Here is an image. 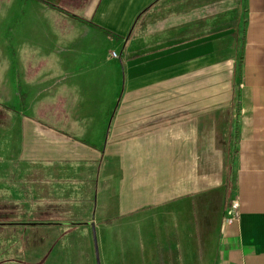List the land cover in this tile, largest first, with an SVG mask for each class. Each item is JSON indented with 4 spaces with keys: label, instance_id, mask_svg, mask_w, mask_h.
<instances>
[{
    "label": "crops",
    "instance_id": "obj_1",
    "mask_svg": "<svg viewBox=\"0 0 264 264\" xmlns=\"http://www.w3.org/2000/svg\"><path fill=\"white\" fill-rule=\"evenodd\" d=\"M68 2L81 12L70 18L76 35L47 48L32 40L49 53L39 62L16 48L15 76L29 79L15 113L20 149L0 157V175L48 167L70 187L72 163L96 164L82 191L114 195L104 222L139 219L146 233L104 264H264V0ZM75 69L86 91L57 92L55 74ZM120 74V98L97 94ZM233 201L241 217L227 226Z\"/></svg>",
    "mask_w": 264,
    "mask_h": 264
},
{
    "label": "rangeland",
    "instance_id": "obj_2",
    "mask_svg": "<svg viewBox=\"0 0 264 264\" xmlns=\"http://www.w3.org/2000/svg\"><path fill=\"white\" fill-rule=\"evenodd\" d=\"M19 1L20 3L18 6L13 4L15 7H10L8 10L2 9L0 5V22L4 23L3 28L0 30V35H2L3 41L7 40V43H1L0 50H5V55L11 57L13 61L14 50L17 47H20L21 50L22 46H26L28 44L29 39L34 42L36 41L37 43H42L43 47L46 48L49 47L50 44L54 45L56 43V38L53 37L55 34L50 23V16L47 14L46 10L36 6L32 0ZM220 1H222L221 5L223 9L230 7L227 2H224L228 0ZM229 1L232 3V1L236 0ZM76 10L78 11L79 8H68V11L71 13H76ZM1 17H3L2 21ZM226 17H228V15H226ZM234 49L236 48L231 47V49L227 52L228 55L231 54V56H233L235 54ZM115 51L120 53V49H116ZM44 53L49 54L46 50H44ZM113 53L115 52H112L111 56ZM71 55L78 57V54L75 55L69 51L55 53L54 57L65 61L69 60V56ZM26 56L31 57L30 54ZM101 56H104V59L107 60L106 51L103 54L101 52ZM31 59L38 62L40 56L38 55ZM71 60L73 63L76 59ZM236 63L239 64V60H237ZM75 71L76 75L74 78H72L71 75L57 72L55 75L58 77L61 76L59 78L61 85L58 88L65 93L69 92L74 95H81V92L84 93L89 85L82 84L81 78L83 76L80 72L81 69H75ZM120 75L118 83H116L115 79H112L109 85L102 88L97 92V94H105L108 92L110 96L114 97V101L120 98L123 91V76L122 74ZM64 77L66 79H64ZM27 79H29V77L26 78V76L22 80L21 77L17 79L15 76L14 65L11 69H7V73L3 71V68H0V111H4L7 114L3 117L2 123L4 126L0 128V137L3 141V145L9 144L11 150H13L12 153L11 151L9 152V155H15L17 147L19 148L20 146V142L17 141L16 144V139L13 138L15 134L14 132H11V136L10 133L7 132L9 129L7 126V124L9 125L8 121L10 119L13 121L15 116L14 110L7 111L2 108L5 102L2 98L4 94L2 89L3 86H8L10 91L9 98L11 99L8 101V104L10 107L14 108L17 104V100L15 101V99H18L20 85L25 89L27 87ZM12 84H14V86ZM94 86L95 85H93V87ZM53 112L54 111L52 110V114ZM6 132L8 133L7 136ZM72 165L74 168H71V170L75 172V177L70 180L71 188L68 187L69 191H59L56 193L57 196L66 195L67 197L64 200L71 206L69 215L66 216V219L64 217V219L66 221L69 220L71 223H86L90 222L91 218L94 216L96 221L93 220L91 222L96 227L99 251L101 255H106V253H112L114 255L119 251H124L122 247L128 249V247H132L137 243L144 245L143 243L146 233L145 229L138 226L139 219L115 220L112 224L108 221L104 222L106 216L110 213H115L116 209V201L114 195L111 194V191H106L108 189L103 186L98 188V191H84L85 188L89 187L87 182L92 183L93 181L95 183L96 173H99L97 165L93 164L87 168L79 167L80 164L78 163H72ZM105 173L106 170L105 172L100 173L102 176V178L100 177L101 183L105 178ZM17 176L22 175L21 173H17ZM34 177L39 180L41 179L40 175H37L36 173ZM86 177L89 179H86ZM16 181L17 180L12 178L8 179L7 186H19ZM25 181L26 180H19L20 186L25 188L30 187L28 185L30 183L27 182V184ZM82 188H84L83 191ZM19 193L23 194L24 202L26 204L30 203L28 204L29 211H31L33 199H35L36 196L39 200H41L39 203L41 207L44 209L47 207L46 191H19ZM43 198L45 200H43ZM110 200L113 201V204ZM55 205L58 210V205H62V201L57 200ZM24 210L26 211V209ZM15 211L18 212V210H15L14 208L12 215H15ZM46 211L47 210L45 209L43 213H47ZM35 216H43V218L47 219L49 215H39L36 213ZM101 218H103V221L100 220ZM15 220L30 223L37 219L29 213L28 215L25 214L24 216L17 217ZM19 227L16 226V228L11 230H0V264H42V262L46 261V257L48 256H50V259L46 264H97L91 226L70 224L64 227H43L38 228V230L29 228L31 227L30 225H23ZM104 255L103 258H101V264H104V261H102L105 260ZM107 262L109 264L111 263L110 260L106 261V264ZM112 263L116 264L117 261H112Z\"/></svg>",
    "mask_w": 264,
    "mask_h": 264
},
{
    "label": "flooded vegetation",
    "instance_id": "obj_3",
    "mask_svg": "<svg viewBox=\"0 0 264 264\" xmlns=\"http://www.w3.org/2000/svg\"><path fill=\"white\" fill-rule=\"evenodd\" d=\"M69 0H32V2L36 5L39 6L40 8H43L46 10L47 14H49L50 16V23L52 25V29L55 35H76V28L72 29V21L70 18L74 17L76 19L81 20V12H80V8L76 13H71L68 11V6H69ZM80 1V0H78ZM20 3L19 0H0V5L2 7V9L8 10L10 7H15L18 6ZM15 4V5H13ZM77 9V8H75ZM46 14V15H47ZM1 16V13H0ZM3 20V17H1V21ZM78 24V23H76ZM4 23L0 22V30L3 28ZM0 42L4 43L5 40L3 41V38L0 35ZM39 47L42 46V43H37ZM1 46V45H0ZM28 51H26V55H29L31 57H27L26 59H28L30 62H35L33 59V57L36 56H40V59L38 60V62L42 59H47L48 57H46L45 55H48L44 52H39V49L37 48V45L35 44L33 48H31V40H28V44L26 46H24ZM43 47V46H42ZM1 48V47H0ZM5 50L1 49L0 50V67L2 62L6 61V64L8 66V69H11L12 66L16 63H18L20 61V52L19 50L15 49L14 50V61L11 59V57L6 56L4 53ZM44 51V50H43ZM57 51V50H55ZM61 52V51H57ZM117 57H113V55L111 56V59H117L118 58V54H116ZM49 56V55H48ZM54 57V55H53ZM51 59V58H50ZM54 59V58H52ZM60 59V58H59ZM17 78H20V75L17 73ZM64 79H66L64 77ZM14 86V84H12ZM61 85L60 79H57V84L55 85V87L57 88V92L62 91L60 88H58ZM3 100L5 101L2 108L10 111V110H14V116L16 111L20 112L21 109L23 108V105L25 107V101L24 99H20L21 96L18 99H15V101L17 100V104L16 106L10 107L8 104V101L11 100L9 98V89L8 86L6 85L5 87L3 86ZM8 98H7V95ZM23 98V96H22ZM7 100V101H6ZM35 100H38L37 98ZM69 111V110H68ZM6 113L4 111H0V128L3 127V117ZM10 114V112H9ZM7 115V114H6ZM15 119L12 121V119H10L9 125L7 124V126L9 127L8 131L10 133L11 136V132L15 131V127H16V123H15ZM6 132V136L7 133ZM41 132V131H40ZM46 131H42L41 133H45ZM48 132V131H47ZM57 133V132H56ZM62 133V132H61ZM58 134V133H57ZM14 138V137H13ZM8 140V139H7ZM9 141V140H8ZM12 141V140H11ZM13 150H11L9 144L3 145V141L0 137V157L1 156H9V152ZM34 168L36 170L32 171L31 176L30 177H23V176H17V174L13 175V177H9L8 174H6L5 176H1L0 175V230H11L14 229L19 226H23V225H30L31 229H37L38 228H43V227H64L67 225H72V224H86L85 226H91L92 227V233H93V226H95L94 224H90L89 222L86 223H71L69 220H65L66 216L69 215L70 213V205H68V203L65 202V198L67 197L66 195H61V196H57L56 193L59 191H69L68 189V185H67V181L62 179L61 177H56V173L55 170L52 168H41L40 166L37 167L36 165L34 166ZM99 168V165H98ZM35 173L37 175H40L41 179L39 180L38 178H35ZM15 179L17 180L16 183L19 184V186L16 187H10L7 186V180L8 179ZM20 181L26 180L25 182L30 183L28 185H31V188H23V186H20ZM33 180V181H32ZM16 184V185H17ZM24 189H26L27 191H46V195H47V207L45 208L47 211V213H43L44 212V208L41 207V205L39 204L41 200H39V198L36 196L35 199H33V205L31 208V211L28 210V204H26L24 202V197L22 193H19V191H24ZM60 195V194H58ZM43 200H45L43 198ZM57 200L62 201V205H58L59 209L57 210L56 208V202ZM36 206V207H34ZM44 206V205H43ZM68 206V208H67ZM15 208V210H18V212L15 211V215H12L13 209ZM26 209V211L24 210ZM28 215L29 213L31 214V216H34L35 221L30 222V223H24V222H19L18 220H15L17 217H21L24 216L25 214ZM28 213V214H27ZM43 214V215H49L47 219L42 217H37L35 216V214ZM37 217V218H36ZM65 217V219H64ZM39 219V220H38ZM19 228H23V227H19ZM96 228V227H95ZM35 231V230H33ZM97 232V231H96ZM98 238V236H97ZM94 241V239H93ZM95 246V245H94ZM99 247V244H98ZM95 248V247H94ZM95 255H96V251H95ZM99 255H100V262H101V254L99 251ZM50 256L46 257V261L42 262V264H46L49 262ZM96 262H97V257H96Z\"/></svg>",
    "mask_w": 264,
    "mask_h": 264
},
{
    "label": "built area",
    "instance_id": "obj_4",
    "mask_svg": "<svg viewBox=\"0 0 264 264\" xmlns=\"http://www.w3.org/2000/svg\"><path fill=\"white\" fill-rule=\"evenodd\" d=\"M113 57H117L116 53H113ZM241 217V210L240 205L238 201H233L231 206L229 207L227 211V217L225 223L227 226H233L237 222H239Z\"/></svg>",
    "mask_w": 264,
    "mask_h": 264
},
{
    "label": "water",
    "instance_id": "obj_5",
    "mask_svg": "<svg viewBox=\"0 0 264 264\" xmlns=\"http://www.w3.org/2000/svg\"><path fill=\"white\" fill-rule=\"evenodd\" d=\"M93 239H94L96 257H97V264H101L100 255H99V247H98V238H97V232H96L95 226H93Z\"/></svg>",
    "mask_w": 264,
    "mask_h": 264
},
{
    "label": "trees",
    "instance_id": "obj_6",
    "mask_svg": "<svg viewBox=\"0 0 264 264\" xmlns=\"http://www.w3.org/2000/svg\"><path fill=\"white\" fill-rule=\"evenodd\" d=\"M231 204H232V202H231ZM231 204H230V206H231ZM73 225H79V226H81V225H86V224H73Z\"/></svg>",
    "mask_w": 264,
    "mask_h": 264
}]
</instances>
